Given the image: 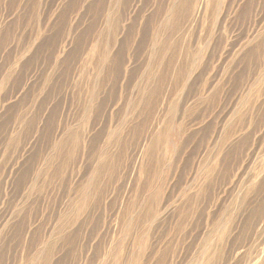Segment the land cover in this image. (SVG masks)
Here are the masks:
<instances>
[{"label":"rangeland","instance_id":"1","mask_svg":"<svg viewBox=\"0 0 264 264\" xmlns=\"http://www.w3.org/2000/svg\"><path fill=\"white\" fill-rule=\"evenodd\" d=\"M0 264H264V0H0Z\"/></svg>","mask_w":264,"mask_h":264},{"label":"bare ground","instance_id":"2","mask_svg":"<svg viewBox=\"0 0 264 264\" xmlns=\"http://www.w3.org/2000/svg\"><path fill=\"white\" fill-rule=\"evenodd\" d=\"M174 134H175V132H174L173 130H171V133H170V135H172V136H173Z\"/></svg>","mask_w":264,"mask_h":264}]
</instances>
